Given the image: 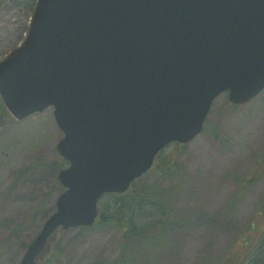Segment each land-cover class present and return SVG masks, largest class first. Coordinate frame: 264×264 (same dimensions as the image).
I'll list each match as a JSON object with an SVG mask.
<instances>
[{
    "label": "water",
    "instance_id": "95a60500",
    "mask_svg": "<svg viewBox=\"0 0 264 264\" xmlns=\"http://www.w3.org/2000/svg\"><path fill=\"white\" fill-rule=\"evenodd\" d=\"M263 90L264 0H37L0 61V98L19 121L54 107L69 166L20 264L60 229L93 226L99 199L199 136L221 94L241 106Z\"/></svg>",
    "mask_w": 264,
    "mask_h": 264
},
{
    "label": "rangeland",
    "instance_id": "374dc122",
    "mask_svg": "<svg viewBox=\"0 0 264 264\" xmlns=\"http://www.w3.org/2000/svg\"><path fill=\"white\" fill-rule=\"evenodd\" d=\"M33 6L32 0H0V61L26 36ZM53 112L51 107L22 121L4 119L0 100V264H20L56 211L58 175L68 164L57 151L64 135ZM263 158L264 91L242 106L222 94L205 131L187 145L169 144L155 168L136 181L141 189L169 191L177 167L173 184L179 193L152 264H214L223 258L225 264H264ZM101 203L113 209L119 200L107 195ZM150 206L137 210L139 224L159 217ZM58 246L74 264L112 263L122 252L116 228L99 224L65 231Z\"/></svg>",
    "mask_w": 264,
    "mask_h": 264
},
{
    "label": "trees",
    "instance_id": "16d2710c",
    "mask_svg": "<svg viewBox=\"0 0 264 264\" xmlns=\"http://www.w3.org/2000/svg\"><path fill=\"white\" fill-rule=\"evenodd\" d=\"M34 10L36 0H32ZM1 108L4 115V119L9 118V113L4 108L1 102ZM264 161V158L262 159ZM174 166V161L171 160V169ZM174 171L171 172V190H163L157 186L145 187L141 189L137 183H133L131 189L123 195H112L119 200L117 206L113 209L107 204L100 201V219L96 223V226L102 225L106 227H115L119 233L120 244L122 247L121 257L116 261L109 262H97L95 264H152L153 260L157 258L158 252L164 247L163 232L166 229L167 223L170 221L171 215V203L175 196H178L179 189L174 184L176 178V165ZM174 182V184H173ZM63 190L61 189L60 192ZM107 196V195H106ZM105 197V196H104ZM103 197V198H104ZM101 198V200L103 199ZM152 205L159 212V217L156 220L150 221L147 224H139L137 221V210H142L144 206ZM264 209V204H263ZM80 228L81 232L93 229ZM64 231L59 232V238L57 241L48 244L41 255L38 263L42 264L44 256L47 260L45 264H74L71 259H67L66 255L61 253L58 242ZM263 255L261 259H264V246L260 250ZM230 256V255H229ZM231 259L233 258L230 256ZM234 264H245L244 262H237L234 260ZM258 262H261L260 260ZM227 263V261H226ZM214 264H225L224 258L220 259Z\"/></svg>",
    "mask_w": 264,
    "mask_h": 264
}]
</instances>
